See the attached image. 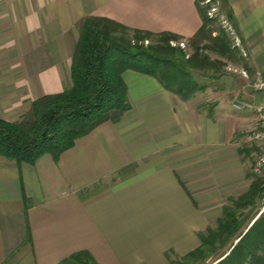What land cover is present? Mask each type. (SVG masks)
I'll return each instance as SVG.
<instances>
[{
	"label": "crops",
	"instance_id": "0c3cea01",
	"mask_svg": "<svg viewBox=\"0 0 264 264\" xmlns=\"http://www.w3.org/2000/svg\"><path fill=\"white\" fill-rule=\"evenodd\" d=\"M224 2L247 52L249 65L239 67L247 76L209 72L204 82L196 71L204 89L185 100L128 69L131 108L118 120L58 158L30 164L0 154V264H58L79 251L99 264H176L217 228L225 208L236 209L253 183L258 148L248 135L259 115L234 103H264L251 86L255 71L264 72V0ZM88 16L189 42L203 25L198 0H0V89L10 92L0 95V118L30 117L35 99L71 86ZM13 103L21 116L12 117Z\"/></svg>",
	"mask_w": 264,
	"mask_h": 264
},
{
	"label": "trees",
	"instance_id": "16d2710c",
	"mask_svg": "<svg viewBox=\"0 0 264 264\" xmlns=\"http://www.w3.org/2000/svg\"><path fill=\"white\" fill-rule=\"evenodd\" d=\"M203 25L213 21L198 0ZM226 7L227 4L225 3ZM229 17L233 15L229 9ZM117 29L132 30L102 16H88L80 24V38L71 62V86L59 93L46 94L31 104V116L18 121L0 118V154L30 164L46 154L58 158L76 140L107 120H118L131 108L124 71L132 69L156 77L163 86L189 99L202 86L192 72L193 59L184 64L181 56L163 55L147 48H132L117 37ZM134 32L150 34L134 29ZM180 38L172 33H162ZM160 34V35H162ZM152 35V33H151ZM194 36V37H195ZM199 60V59H198ZM207 59H200L203 62ZM197 68L202 69V63ZM196 68V69H197ZM264 192V181L256 178L248 192L235 200L238 210L253 206ZM225 208L217 228L201 234V245L186 257L229 247L214 264H261L264 262V214L248 225L238 210ZM237 235L236 238H234ZM235 239V240H234ZM58 264H99L89 251L75 252Z\"/></svg>",
	"mask_w": 264,
	"mask_h": 264
},
{
	"label": "rangeland",
	"instance_id": "374dc122",
	"mask_svg": "<svg viewBox=\"0 0 264 264\" xmlns=\"http://www.w3.org/2000/svg\"><path fill=\"white\" fill-rule=\"evenodd\" d=\"M200 1L205 4L204 12L207 13L210 18L216 20H208L206 23V30L201 32V34L193 37L190 42L186 39L175 38L167 34H140L139 32H134V29L129 31L117 29L116 35L117 37L121 38V40H123L125 44H127V46L132 48H147L153 52L163 55L172 54L174 56H181L180 59L183 58V60H180L179 62L181 64H184V61H186L188 57H191L194 62L192 69L193 74H195L194 72L197 71L198 75L201 76H198V78L204 82L208 81L209 77L207 76L209 72L212 75H217L222 71L228 72L239 70L242 72V74H244V72L247 71L239 67L241 66L240 64L244 66L249 65L247 59V52L243 47V41L241 37L237 33V30L233 23V19L229 17V8L226 7L224 0ZM198 59H207L203 62H200L202 63V69L197 68V66L201 65ZM4 61L5 60L0 59V66L5 63ZM201 89H204V86H202ZM6 90L7 89H0V95L8 97L10 92ZM11 94L12 97L15 95L14 93ZM23 98V96H20V99ZM16 100L17 99H14L13 101L15 102ZM24 101L25 102L22 106L24 108L23 111H25L26 108L28 109L30 106V104L28 103L30 102V100ZM12 107V109L14 110V114L12 115V117L21 116L18 112L17 105L13 103ZM253 131L254 129L250 131L248 136L249 142H253L255 144V140L251 139ZM258 150L255 151V153L253 154L252 168L255 163ZM256 178L262 179L264 181V172L262 174L253 172L252 175H250L251 180L254 181ZM237 199H241V196ZM259 210L261 211V214L259 215L260 217L264 214V192L259 198L258 203L256 205H254L253 207H247L246 210L245 208L238 210L239 212L237 216L242 219L244 217H248L246 219L250 220L258 212H260ZM236 237L237 235L234 238ZM228 247L229 246L226 245L225 247L219 249L218 252L213 254L210 253L211 248L207 247L205 255L200 256L199 254H197L193 257L188 258L185 256L180 260V262H177L176 264H214L215 260L221 257Z\"/></svg>",
	"mask_w": 264,
	"mask_h": 264
},
{
	"label": "built area",
	"instance_id": "2783aa9c",
	"mask_svg": "<svg viewBox=\"0 0 264 264\" xmlns=\"http://www.w3.org/2000/svg\"><path fill=\"white\" fill-rule=\"evenodd\" d=\"M244 74L247 76V72H244ZM251 86L255 91L264 93L263 71H255L254 80L252 81ZM234 107L237 109L253 111L259 115L258 124L251 135V139L255 140V144L257 143L256 145L259 148L252 170L254 173L262 174L264 172V103L257 104L247 100H238L234 103Z\"/></svg>",
	"mask_w": 264,
	"mask_h": 264
}]
</instances>
